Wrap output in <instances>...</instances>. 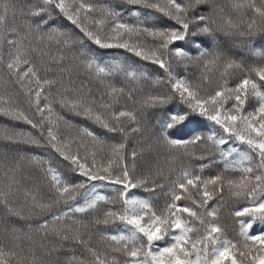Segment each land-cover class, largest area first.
<instances>
[{"label":"snow or ice","instance_id":"1","mask_svg":"<svg viewBox=\"0 0 264 264\" xmlns=\"http://www.w3.org/2000/svg\"><path fill=\"white\" fill-rule=\"evenodd\" d=\"M0 119V264H264V0H0Z\"/></svg>","mask_w":264,"mask_h":264},{"label":"trees","instance_id":"2","mask_svg":"<svg viewBox=\"0 0 264 264\" xmlns=\"http://www.w3.org/2000/svg\"><path fill=\"white\" fill-rule=\"evenodd\" d=\"M98 3H104V2H110L113 5H119L121 3V0H97ZM225 50L229 52V54L235 56L237 59H243L246 63H255V58L250 57V54L244 50L243 53L241 54V49L237 48V47H232L229 45L225 46ZM105 54L106 55H112V54H118V55H125L124 50H105ZM129 58V61H136L138 64H140L142 67L146 68V69H153L154 66H152L151 64H149L148 62H142L139 61V58L133 57L130 53L126 54ZM67 118L71 119L75 124L78 125H82V126H89L95 129V131L97 132V134L103 136L105 135L104 130L97 128L95 125H92L91 122L89 121H85L83 118L81 117H75L72 116L70 114H67ZM6 123L5 120L0 119V124ZM19 127H26L25 125H19ZM189 127H203L202 124H197V123H193L190 124ZM209 127H211V125H209ZM73 135L75 134L74 132L72 133ZM238 147H240V145H237ZM4 150V144L3 142H0V151ZM152 163L155 164V159L153 158ZM185 163H189L192 165V167L194 168H198L199 165L201 163H207V161H201V160H196V159H192L189 161H185ZM222 168L221 167H211L209 169L205 170L204 175H214L215 172H221ZM35 178V180L37 182H39L40 180V176L38 173H33L32 174ZM102 191H106V190H102ZM137 193H140L142 195H147L146 193H143V191L141 189H135L134 190ZM160 203L162 204L163 201H160ZM231 205L226 206L223 210H222V222L224 224H226L228 226V231H229V237L232 238L235 236V232L233 231V225H232V220L231 217L228 215V212L230 210ZM112 229H115L117 227V225H111L110 226Z\"/></svg>","mask_w":264,"mask_h":264},{"label":"rangeland","instance_id":"3","mask_svg":"<svg viewBox=\"0 0 264 264\" xmlns=\"http://www.w3.org/2000/svg\"><path fill=\"white\" fill-rule=\"evenodd\" d=\"M218 173H219V172H215L214 175H215V174H218Z\"/></svg>","mask_w":264,"mask_h":264}]
</instances>
